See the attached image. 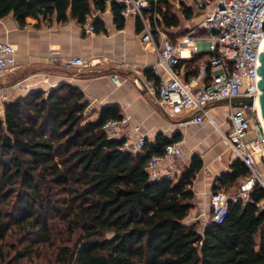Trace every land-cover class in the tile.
<instances>
[{
	"label": "trees",
	"instance_id": "16d2710c",
	"mask_svg": "<svg viewBox=\"0 0 264 264\" xmlns=\"http://www.w3.org/2000/svg\"><path fill=\"white\" fill-rule=\"evenodd\" d=\"M172 0H158V25L188 32L172 12ZM182 19L193 9L177 0ZM110 8L121 28L123 6L114 0H0V18L11 14L19 26L42 17L83 24L92 11ZM95 33L103 22L94 18ZM137 30L142 25L138 20ZM203 54L185 63L183 79L194 75ZM147 79L155 80L150 69ZM75 85L64 82L35 89L3 103L0 116V264H264V188L249 201L228 203L221 223H183L192 208L190 185L202 167L192 155L177 180H149L144 165L162 155L171 137L157 133L142 150L121 149L123 138H108L102 126L122 117L117 105L94 112ZM249 169L235 158L212 190L236 192ZM232 192V193H233ZM212 213V210H210Z\"/></svg>",
	"mask_w": 264,
	"mask_h": 264
},
{
	"label": "crops",
	"instance_id": "0c3cea01",
	"mask_svg": "<svg viewBox=\"0 0 264 264\" xmlns=\"http://www.w3.org/2000/svg\"><path fill=\"white\" fill-rule=\"evenodd\" d=\"M183 1L193 9V17L184 19V22L190 20L193 23L180 27L190 30L206 10L194 4L195 12L190 4L194 3L193 0ZM92 13L94 18L103 22V30L88 35L82 32L81 24L74 19L58 23L54 15L50 20L28 17L24 26H19L11 14L0 18V41H8L15 48V66L11 72L0 74V92H4L10 101L32 90H48L67 82L83 92L89 102L88 111L94 110L91 119L97 117L101 107L117 105L122 116L128 117L126 123L117 126L118 134L123 138L134 140L142 133L148 142L153 143L157 133L171 137L180 132L182 157H164L159 171L170 172L173 180H177L192 155L200 156L202 167L190 185L193 206L183 223L197 222L201 231L210 211L213 183L222 172L229 170V164L235 157L212 124H196L191 119L185 121L193 110L171 114L160 108L149 94L144 83V70L153 63L154 56L151 45L140 39L138 18L129 15L124 18L123 26L118 28L108 5L104 12ZM162 30L169 38L176 32L174 27ZM49 52L56 56V62L51 61ZM72 56L82 57L88 65L65 67L62 59ZM187 59L190 58L181 61ZM178 68L184 75L185 63H180ZM216 122L223 130L227 129V122L222 119ZM135 126L139 127L137 131ZM256 134L257 131L251 129L246 138ZM257 160L259 169L264 172L261 158L257 156Z\"/></svg>",
	"mask_w": 264,
	"mask_h": 264
},
{
	"label": "built area",
	"instance_id": "2783aa9c",
	"mask_svg": "<svg viewBox=\"0 0 264 264\" xmlns=\"http://www.w3.org/2000/svg\"><path fill=\"white\" fill-rule=\"evenodd\" d=\"M123 6L125 18L133 15L140 21V39L152 47L154 61L147 68L153 79L145 78V86L157 105L171 114L183 111H197L191 122L212 124L229 145L233 156L240 159L249 169V174L240 178L238 190L231 194L216 191L210 194V220L221 223L228 211L230 201H249V192L255 185L264 188V172L258 167L257 156L264 159V135L262 133L258 98V79L256 73L259 51L264 50V30L260 29L264 14V0H193L194 4L206 13L188 32L170 39L157 23L154 7L158 0H114ZM94 14L91 12L81 24L84 34L95 33ZM203 54L196 73L183 79L178 64L182 59ZM49 58L56 62L53 52ZM65 67H84L87 62L79 56L62 59ZM15 66V48L8 41H0V74L8 73ZM251 96V105L233 107L228 104V113L222 119L228 127L223 130L204 105L224 98ZM5 99L6 94L0 93ZM128 117L108 120L102 126L108 138L121 139L117 131L119 123H126ZM138 126L134 129L137 131ZM251 129L257 134L247 139ZM121 149L130 153L142 150L145 142L140 133L134 140L123 138ZM179 141L165 145L162 155L153 154L144 165L149 180L173 179L170 172L159 171L164 157H182ZM264 209V201L260 205Z\"/></svg>",
	"mask_w": 264,
	"mask_h": 264
},
{
	"label": "water",
	"instance_id": "95a60500",
	"mask_svg": "<svg viewBox=\"0 0 264 264\" xmlns=\"http://www.w3.org/2000/svg\"><path fill=\"white\" fill-rule=\"evenodd\" d=\"M260 29L264 30V14L261 19ZM257 58L258 60L260 59V66L257 65L256 67V73L260 75V79H258L257 82L258 89L260 90V93L258 94V107H259L260 119L264 126V50L263 52L259 51ZM252 101L253 98L251 96H238V97H233L231 99L224 98L221 100H215L209 102L205 104L203 108L207 109L221 104H230L233 107H240L243 105H251ZM197 112H199V110L194 111L192 115L188 116L185 119V121L191 119Z\"/></svg>",
	"mask_w": 264,
	"mask_h": 264
},
{
	"label": "rangeland",
	"instance_id": "374dc122",
	"mask_svg": "<svg viewBox=\"0 0 264 264\" xmlns=\"http://www.w3.org/2000/svg\"><path fill=\"white\" fill-rule=\"evenodd\" d=\"M170 3H171L172 12L178 14L179 17L181 18V25L182 26H184V24L193 23V21H190V20L184 22V20L182 19L181 13H180V9H179L180 5H179L177 0H172ZM190 4H191V6H194V3L191 2ZM194 8H195V6H194ZM196 9L197 8H195V12H196ZM7 99H8L7 96H6L5 99H1L0 98V116H2L3 103L6 102ZM210 113L217 121L220 122L221 119H223L226 116V114L228 113V104H221V105H216L214 107H211L210 108ZM260 162L264 166V159L263 158H261ZM221 191H224V192H226L228 194H231L233 192V190H229V191L221 190ZM210 210H211V208H210ZM210 218H211V211H209V213H208L207 221H209Z\"/></svg>",
	"mask_w": 264,
	"mask_h": 264
},
{
	"label": "bare ground",
	"instance_id": "6f19581e",
	"mask_svg": "<svg viewBox=\"0 0 264 264\" xmlns=\"http://www.w3.org/2000/svg\"><path fill=\"white\" fill-rule=\"evenodd\" d=\"M255 102L258 105V98H256ZM261 127H262V133L264 135V126H263V123L262 122H261Z\"/></svg>",
	"mask_w": 264,
	"mask_h": 264
}]
</instances>
